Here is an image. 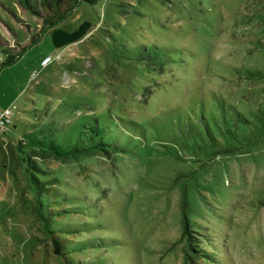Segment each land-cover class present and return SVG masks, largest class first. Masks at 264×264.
<instances>
[{"label": "rangeland", "instance_id": "1", "mask_svg": "<svg viewBox=\"0 0 264 264\" xmlns=\"http://www.w3.org/2000/svg\"><path fill=\"white\" fill-rule=\"evenodd\" d=\"M83 21L55 47L0 0V264H65L44 219L77 228L79 264H264V119L255 143L224 129L264 117V0H79L55 28ZM49 138L91 150L35 158L37 185L21 154ZM184 219L206 256L185 260Z\"/></svg>", "mask_w": 264, "mask_h": 264}, {"label": "trees", "instance_id": "2", "mask_svg": "<svg viewBox=\"0 0 264 264\" xmlns=\"http://www.w3.org/2000/svg\"><path fill=\"white\" fill-rule=\"evenodd\" d=\"M78 2L79 0H35V2H31V0H21V4H23V6L28 11H30L35 16H39L43 20L46 27L43 29V31L47 28H55L67 15L72 12V10H74ZM15 59L16 56H7L4 62L9 63L11 61H14ZM255 74H259V72L256 71L251 75ZM262 119H264V117L258 119V117H256L255 115H251V113L247 112L242 106H239V113L236 116H233L232 122L227 124L224 129L226 130V133L228 132V135L231 138L238 141L239 145L241 143L245 145L249 143H255L262 136H257L258 134L251 135L248 130H253L252 127H254L255 129L262 127ZM248 123L253 125L249 127L247 125ZM232 127H234V130H232ZM260 130L262 129L260 128ZM35 131H37V129H35L33 132ZM104 144L105 143L103 142V140H100L95 147L101 148ZM1 145L2 144H0V156L4 155L2 152L3 148L1 147ZM24 145H26V142L23 140H19L17 142L16 147L20 149ZM27 148L28 152L24 153V155L21 154L20 159L24 165L25 172L28 174L30 182L31 179L35 180L37 185L40 183L39 175L37 172H45V170H43L44 167L42 164H37L35 162V158L40 157L44 159L52 157L64 163L68 161L71 157L76 159L81 151L88 153V151L91 150V147H84L79 144H75L71 147H65L53 138H49L46 142L42 140H32L30 146ZM21 152L23 153V150H21ZM53 194L55 193L53 192ZM44 221L47 231V238H49V241L51 243L52 252L55 255L61 256L65 264H79V259H75V257L70 254V250L68 249L69 244L72 243L68 242L66 239L67 237H69V233L76 235L77 228L73 226H65L64 228H53L50 227L47 219H44ZM60 232H63L64 234H60ZM191 232L192 230L188 227L187 220L184 219L181 236L187 237V243L185 247V260H192L195 257L207 255V253H204L200 247L195 248V246H198V244L193 245L191 240H189Z\"/></svg>", "mask_w": 264, "mask_h": 264}, {"label": "water", "instance_id": "3", "mask_svg": "<svg viewBox=\"0 0 264 264\" xmlns=\"http://www.w3.org/2000/svg\"><path fill=\"white\" fill-rule=\"evenodd\" d=\"M90 26V22L83 21L75 29L68 31L61 27L54 28L51 33V41L55 47H61L68 43L74 42L81 38L87 28Z\"/></svg>", "mask_w": 264, "mask_h": 264}, {"label": "built area", "instance_id": "4", "mask_svg": "<svg viewBox=\"0 0 264 264\" xmlns=\"http://www.w3.org/2000/svg\"><path fill=\"white\" fill-rule=\"evenodd\" d=\"M52 60V56L50 54L45 55L41 61H40V65L42 67L46 66L47 64H49ZM37 71H34L32 73L33 75H36ZM10 114V110L8 108H5L4 110L0 111V130L9 122V118L8 115Z\"/></svg>", "mask_w": 264, "mask_h": 264}, {"label": "crops", "instance_id": "5", "mask_svg": "<svg viewBox=\"0 0 264 264\" xmlns=\"http://www.w3.org/2000/svg\"><path fill=\"white\" fill-rule=\"evenodd\" d=\"M68 31H70V30H68ZM64 50H65V49H64ZM59 53H60V51H59L58 53H56V54H57V55H56L57 58L60 57ZM43 57H44V56H43ZM43 57H42V58H43ZM42 58H41V59H42ZM41 59H40V61H41ZM52 59H53V58H52ZM51 61H52V60H51ZM50 63H51V62H50ZM39 64H40V63H39ZM46 66H48V64H47ZM0 111H1V110H0ZM2 135H3V134L0 133V144H2V143H1V142H2V141H1L2 139H1V138H3Z\"/></svg>", "mask_w": 264, "mask_h": 264}]
</instances>
